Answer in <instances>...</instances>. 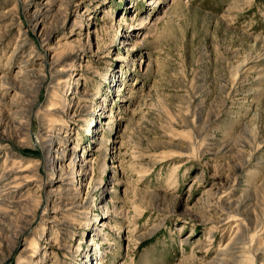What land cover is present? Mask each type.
<instances>
[{"label": "rangeland", "instance_id": "1", "mask_svg": "<svg viewBox=\"0 0 264 264\" xmlns=\"http://www.w3.org/2000/svg\"><path fill=\"white\" fill-rule=\"evenodd\" d=\"M46 1L0 0V264H215L243 229L264 264V0H52L44 41Z\"/></svg>", "mask_w": 264, "mask_h": 264}, {"label": "bare ground", "instance_id": "2", "mask_svg": "<svg viewBox=\"0 0 264 264\" xmlns=\"http://www.w3.org/2000/svg\"><path fill=\"white\" fill-rule=\"evenodd\" d=\"M54 1V0H53ZM52 0L46 1V2H42L41 6L37 9H34L33 14L31 15V21L33 23V29L34 30H38L40 29V35L43 37V40L46 41L49 39L51 33L58 27V25H62V23H66V21H63L62 18L64 16V14H68V7L67 5L64 6L62 3H59V5H56L54 7V3ZM64 6V7H63ZM49 11L53 12L51 14L52 18L51 20H55L57 19V21L53 24L50 23L49 27H41V21H43V17L46 16V14L49 13ZM42 18V19H41ZM45 18V17H44ZM15 22V21H14ZM14 22L11 21V25L14 24ZM60 23V24H56V23ZM142 22H145L144 20ZM31 23V22H30ZM22 30V29H20ZM43 44V43H42ZM45 44V43H44ZM70 43H65L64 47H68L70 46ZM133 44H131L132 46ZM133 47V46H132ZM49 50V49H48ZM72 65V64H71ZM73 66V65H72ZM27 68V65H25L23 67ZM25 70V69H24ZM22 72V71H21ZM25 75H24V79H27L28 77H30L31 75H36L33 71H28L26 72V70L24 71ZM23 76V75H22ZM37 76V75H36ZM17 78V77H16ZM60 82V81H58ZM4 83H8V78L4 81ZM3 83V84H4ZM1 84V83H0ZM60 86V85H59ZM34 88V87H33ZM17 119V118H16ZM47 125V124H45ZM2 125H0L1 127ZM95 129V128H94ZM43 138V137H42ZM51 141H54V139H51ZM52 147V146H50ZM47 148V147H46ZM73 149V148H72ZM57 150V149H56ZM74 150V149H73ZM51 153V152H50ZM53 159V163L51 162V160ZM49 166H52V169L49 167V169H51L52 173H56L58 170L60 171L59 176L61 177L60 183L59 184H50V190H49V194H60L61 192H64L65 189H67L68 191L73 190L72 187L70 186L71 183H66L65 182V178H64V174H65V167L64 165H61V161L59 160L56 156L50 155L49 159ZM47 160V161H48ZM18 162V161H16ZM18 164V163H17ZM19 164L20 161H19ZM11 173L14 174V176L16 177L15 180L17 179H23V177L21 176L20 173H22L21 171L24 170H17L15 167L10 169ZM7 173V172H6ZM78 174V173H77ZM54 176V175H52ZM57 176V175H56ZM54 179V178H52ZM58 179V178H57ZM24 182V181H23ZM1 191V189H0ZM15 190H9L8 194L10 192H14ZM15 198V197H14ZM60 199V198H59ZM20 202H15V201H10L6 195H1L0 196V214H1V210L2 209H6L8 210V208L10 207H17L18 204ZM40 206V203H38L37 207ZM105 213H108V210L105 209ZM0 217H2L0 215ZM24 217V221L28 224L31 225L32 222V218L29 220H27L26 215L23 216ZM102 222L103 227H107L108 225H110L109 221H104L102 218L100 220ZM23 227V226H22ZM21 227V228H22ZM109 227V226H108ZM25 228V227H24ZM20 229V227L17 229H11V228H2V231L6 234L5 237H3L2 235H0V262L3 261L8 255L11 254V251L13 249V247L17 244V242L20 239V236L23 232H25L26 229ZM245 230L243 229V231H241V233L237 236L236 241L232 244V246L228 249L230 252L231 257L228 259H224L220 262H214L215 264H235V261L238 260V264H244V262L242 261V256L241 255V247L239 246V243L244 242L246 240V234H245ZM30 250V249H29ZM98 251H101V249H98ZM37 252H35L33 255H30L29 258L33 259L36 255ZM220 260V259H219ZM97 264L98 260H97Z\"/></svg>", "mask_w": 264, "mask_h": 264}]
</instances>
